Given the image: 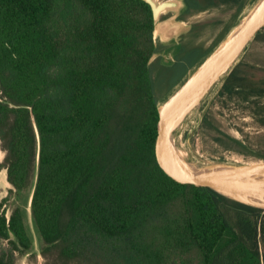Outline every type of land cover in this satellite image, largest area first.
<instances>
[{
	"label": "trees",
	"instance_id": "obj_1",
	"mask_svg": "<svg viewBox=\"0 0 264 264\" xmlns=\"http://www.w3.org/2000/svg\"><path fill=\"white\" fill-rule=\"evenodd\" d=\"M184 1L178 20L222 7L231 22L247 2ZM153 26L142 0H0V264L33 250L32 188L47 264H264L262 210L157 163L158 83L168 93L202 51L183 49L171 66L151 60L164 47ZM253 42L264 44V28ZM216 98L264 130V65L246 54ZM214 124L202 120L214 143L264 161V149Z\"/></svg>",
	"mask_w": 264,
	"mask_h": 264
},
{
	"label": "water",
	"instance_id": "obj_2",
	"mask_svg": "<svg viewBox=\"0 0 264 264\" xmlns=\"http://www.w3.org/2000/svg\"><path fill=\"white\" fill-rule=\"evenodd\" d=\"M142 1L149 5L152 12V36L156 45L167 43L191 29L178 20L179 15L186 10L184 0ZM262 28L264 0L242 18L241 25H234L205 58L168 92L171 94L162 104L158 101L154 149L158 165L169 177L182 183L199 182L229 199L264 212L263 166L245 167L225 162L195 166L179 156L171 141L173 131L184 117L200 104L213 87L218 83L222 86L225 78L242 60L248 45ZM155 57L154 54L151 60ZM30 115L38 137L31 109ZM33 192L34 188L30 191L26 204V219L29 218L31 224Z\"/></svg>",
	"mask_w": 264,
	"mask_h": 264
},
{
	"label": "rangeland",
	"instance_id": "obj_3",
	"mask_svg": "<svg viewBox=\"0 0 264 264\" xmlns=\"http://www.w3.org/2000/svg\"><path fill=\"white\" fill-rule=\"evenodd\" d=\"M261 1L262 0H250L247 3L245 10L243 9L244 11L238 18L235 27L241 25L242 18L251 10L257 8ZM223 13L229 15L227 11H223ZM203 17L205 18L206 14L202 15V18ZM192 19L193 18L190 17L186 20L189 22ZM209 32L211 33L209 34ZM209 32L207 31V34H201L204 36H201L200 38L187 36L185 43L189 45V41H193L194 43H199L204 46L208 45V43H210V39L212 40V43L213 39L217 38L220 34V26L212 28ZM179 39L184 40V37L180 36ZM179 39L176 38V41L180 42ZM246 54L248 60L264 65V44L259 42L250 43L243 57ZM163 87L164 85L159 82L157 89L159 94V104H162L171 94L165 93ZM219 87L220 83L213 87L203 98L200 104L189 112L175 128L171 135V141L174 148L176 150L184 151L185 161L195 166L225 162L237 166L264 167L263 160L250 156L246 157L236 152L225 150L218 144L214 143L212 137L215 135V132L202 125L203 118L208 117L209 120L211 119L215 123L214 125L217 128L230 133L236 138L242 140L244 143H250V145L253 144L252 147L257 144L260 148L264 149V130L257 129L248 110L237 106L234 101L217 99L216 95ZM3 156L4 154L0 149V162L3 159ZM5 180V171L0 170V200L7 193L8 184ZM28 219L27 225L33 238V250L31 254L18 257L16 264H47V260L40 252L38 235L33 230L34 227H32V224ZM6 247V242L0 240V250ZM191 264H195V261H192Z\"/></svg>",
	"mask_w": 264,
	"mask_h": 264
},
{
	"label": "crops",
	"instance_id": "obj_4",
	"mask_svg": "<svg viewBox=\"0 0 264 264\" xmlns=\"http://www.w3.org/2000/svg\"><path fill=\"white\" fill-rule=\"evenodd\" d=\"M250 0H247L245 6H244V10L245 7H247V3ZM241 11V13H243V10ZM223 8L222 7H216V8H208L202 11H197V12H192L190 15L186 16L184 19L179 20V22H182L185 25H188L191 27V29L186 32L183 33L181 35H179L177 38L179 39L180 36L184 37V40H180V42L176 41L175 39H172L171 41L162 44L164 47L155 54V56L160 57L161 59V63L164 64L165 66H171L174 62L177 56L181 55V51L183 49L186 50H190L192 48H195L194 45L196 43H194L193 41H189V45H187V43H185V39L187 36L192 37V38H196L195 34L192 31L193 25H199L202 24L205 28L203 30H201L200 32H197V38H200L201 34H207L206 32L211 31L212 28H216L218 26H220V34L217 36V38L213 39V42L211 43V39H210V43H208V45H202V48H198L199 50L202 51V55L198 58V60L193 64V66L191 68H189V70L186 72V74L182 77L181 80H183L189 73L190 71H192L194 69V67L199 64L204 58L205 56L209 53V51H211V49L216 45H213L215 43V41L218 40L217 44L225 37V35L234 27V25L236 24L238 18L242 15L241 13L239 14V16L236 18V20L234 22L230 21V15H227L225 13H222ZM184 13V11L180 14L182 15ZM206 14V17L203 19L202 15ZM179 15V16H180ZM227 15V16H226ZM192 17L193 19L189 22H187L186 19ZM228 27V28H227ZM211 32H209L210 34ZM180 80V81H181Z\"/></svg>",
	"mask_w": 264,
	"mask_h": 264
},
{
	"label": "flooded vegetation",
	"instance_id": "obj_5",
	"mask_svg": "<svg viewBox=\"0 0 264 264\" xmlns=\"http://www.w3.org/2000/svg\"><path fill=\"white\" fill-rule=\"evenodd\" d=\"M184 14H182L181 16H183ZM186 16H184L183 18H185ZM205 27L202 24H199L198 26L195 27V24L193 25L192 31L195 34L196 38H197V32H200L201 30H203ZM195 48H202V45L199 43H196L194 45ZM5 179H6V175H5ZM6 181V180H5ZM7 183V182H6Z\"/></svg>",
	"mask_w": 264,
	"mask_h": 264
},
{
	"label": "bare ground",
	"instance_id": "obj_6",
	"mask_svg": "<svg viewBox=\"0 0 264 264\" xmlns=\"http://www.w3.org/2000/svg\"><path fill=\"white\" fill-rule=\"evenodd\" d=\"M177 152H178L179 156H180L182 159L185 160V153H184V151L177 150Z\"/></svg>",
	"mask_w": 264,
	"mask_h": 264
}]
</instances>
